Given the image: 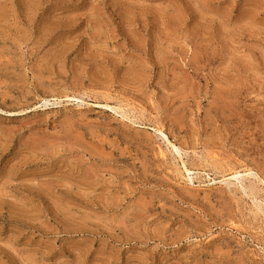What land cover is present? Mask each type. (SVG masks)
<instances>
[{
  "label": "rangeland",
  "instance_id": "374dc122",
  "mask_svg": "<svg viewBox=\"0 0 264 264\" xmlns=\"http://www.w3.org/2000/svg\"><path fill=\"white\" fill-rule=\"evenodd\" d=\"M263 188L264 0H0V264H264Z\"/></svg>",
  "mask_w": 264,
  "mask_h": 264
},
{
  "label": "bare ground",
  "instance_id": "6f19581e",
  "mask_svg": "<svg viewBox=\"0 0 264 264\" xmlns=\"http://www.w3.org/2000/svg\"><path fill=\"white\" fill-rule=\"evenodd\" d=\"M249 169V168H248ZM187 170V169H186ZM189 171V170H188ZM244 172V171H243ZM251 174V173H250ZM245 179V178H244ZM215 182V181H214ZM243 186V185H242ZM256 186V185H255ZM264 189V188H263ZM248 191V190H247ZM249 192V191H248ZM252 197V196H251ZM259 203V202H258ZM256 206V205H255ZM261 209V208H260Z\"/></svg>",
  "mask_w": 264,
  "mask_h": 264
}]
</instances>
